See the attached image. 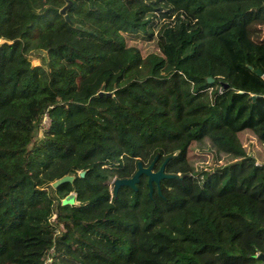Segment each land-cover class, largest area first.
Listing matches in <instances>:
<instances>
[{"label":"trees","instance_id":"1","mask_svg":"<svg viewBox=\"0 0 264 264\" xmlns=\"http://www.w3.org/2000/svg\"><path fill=\"white\" fill-rule=\"evenodd\" d=\"M0 40V264H264V0H0Z\"/></svg>","mask_w":264,"mask_h":264},{"label":"rangeland","instance_id":"2","mask_svg":"<svg viewBox=\"0 0 264 264\" xmlns=\"http://www.w3.org/2000/svg\"><path fill=\"white\" fill-rule=\"evenodd\" d=\"M174 12L170 13L168 16L167 15H159L157 17V22L156 25L154 26V35L153 38L145 41L143 39L140 38V36H136V37H131V36H126L124 35V39L127 41V43H135L136 45H138L140 47V50L144 51L145 49H147L148 45H153L155 50L159 49V45H158V41H157V35H156V29L158 26H160L161 23L165 22V21H169L172 16H173ZM179 34V31H178ZM178 34L177 37H174V41H176L178 39ZM180 35L182 36L183 33L180 32ZM188 37V34L184 35ZM128 37V38H127ZM175 46H170V51H168V55L169 57H172L174 55V51H175ZM169 50V49H168ZM32 63H36L38 62V60L34 57H32L31 59ZM166 68L161 70V73L166 72ZM45 119L41 120L39 125H38V131H41L43 128H41L43 125L46 124ZM238 134V138L241 141V144L244 146L245 150L247 151V153L251 154L255 161L257 163H259L260 161H262L264 159V145L259 142L257 140V138L253 135V133L248 130V129H244L240 132L237 133ZM205 150V151H203ZM212 152L208 149V148H203L201 149L196 142H191L188 146V149L186 151V157L193 162V164H212L215 163L216 161H213V158L211 157ZM109 183V189L111 190V181L108 182ZM44 264H49V260H45Z\"/></svg>","mask_w":264,"mask_h":264},{"label":"water","instance_id":"3","mask_svg":"<svg viewBox=\"0 0 264 264\" xmlns=\"http://www.w3.org/2000/svg\"><path fill=\"white\" fill-rule=\"evenodd\" d=\"M69 4V1L62 6L59 9L60 13L64 12L65 7ZM64 17L67 18V16L64 14ZM77 26V25H76ZM1 41V40H0ZM255 72L259 75H261L262 71L259 68H255ZM211 77H208L207 80L211 81ZM100 93V92H99ZM168 156H166L159 166L157 168H153L154 161L156 159V154L152 157L151 161L147 165H143L139 160L136 162V168L133 171V173L130 176L127 177H121V178H113L111 181V192L112 194H116L117 188L120 185H127L135 189V183L138 181V176L140 174H144L146 176V181L148 184V190L147 193L151 197V191H152V182L156 184L157 191L159 192V180L164 177H176L178 179L181 178V175H178L176 173H169L164 171V164L165 161L167 160ZM84 174V170H80L78 172V175L82 176ZM74 175L69 173V174H64L60 176L59 178L55 179L54 181L51 182V185L53 187L57 186L58 184L62 182H70L72 181ZM73 201V193H68L63 199L62 202L64 203H71ZM259 259H264V253H259L257 255Z\"/></svg>","mask_w":264,"mask_h":264},{"label":"built area","instance_id":"4","mask_svg":"<svg viewBox=\"0 0 264 264\" xmlns=\"http://www.w3.org/2000/svg\"><path fill=\"white\" fill-rule=\"evenodd\" d=\"M43 119H45L47 121H46V124L43 125L41 128H45L48 125V117H47V114L46 113H43L42 114L40 121L43 120ZM40 121H39V123H40Z\"/></svg>","mask_w":264,"mask_h":264}]
</instances>
